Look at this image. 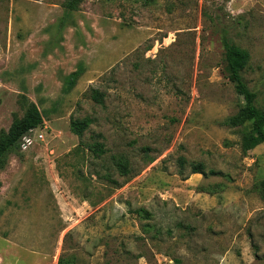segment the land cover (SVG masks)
<instances>
[{"label":"rangeland","instance_id":"1","mask_svg":"<svg viewBox=\"0 0 264 264\" xmlns=\"http://www.w3.org/2000/svg\"><path fill=\"white\" fill-rule=\"evenodd\" d=\"M67 1L0 0V134L23 97L45 118L0 171V264H264V145L226 123L222 45L249 53L264 112V0H83L61 29Z\"/></svg>","mask_w":264,"mask_h":264},{"label":"trees","instance_id":"2","mask_svg":"<svg viewBox=\"0 0 264 264\" xmlns=\"http://www.w3.org/2000/svg\"><path fill=\"white\" fill-rule=\"evenodd\" d=\"M83 0H68L65 4V12L60 21V28L68 26L72 21V15L78 10V6ZM224 48V62L227 78L233 84L236 94L242 99V107L237 114L227 120V125L232 128L241 126H249V131L244 134L242 140V148L244 151H250L260 145H264V112L257 106V94L252 91L244 79V72L249 66L250 55L241 47L231 42L228 37L222 40ZM81 76L80 70L72 73L66 80L65 90H70ZM93 99L98 102L102 101V94L95 91L92 95ZM25 109V116L22 119H15L8 132L3 131L0 134V171L5 169L8 164L9 156L18 153L22 138L33 129L40 128L45 121L44 116L40 112L37 105L28 102L26 97L22 100ZM91 121L87 118L73 120L70 125L71 132L82 138L84 133L90 126ZM83 144H80L82 146ZM85 150H89L95 156L101 157L105 154L104 146L100 143L86 145ZM113 165L122 176L128 177L131 173L130 164L125 157H114ZM181 166L186 164L184 159L180 160ZM192 174H200L207 176L203 163H193L190 165ZM215 172H210L214 175ZM1 188V183H0ZM260 189L264 193V180L260 183ZM58 264H67L63 258H60Z\"/></svg>","mask_w":264,"mask_h":264},{"label":"built area","instance_id":"3","mask_svg":"<svg viewBox=\"0 0 264 264\" xmlns=\"http://www.w3.org/2000/svg\"><path fill=\"white\" fill-rule=\"evenodd\" d=\"M38 129L30 130L21 140L20 149L26 151L33 147L37 139H43V135H37Z\"/></svg>","mask_w":264,"mask_h":264}]
</instances>
